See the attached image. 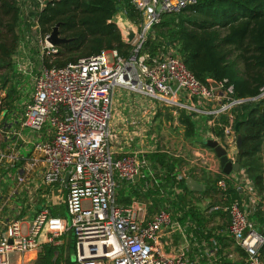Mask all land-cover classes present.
<instances>
[{
  "label": "built area",
  "instance_id": "2783aa9c",
  "mask_svg": "<svg viewBox=\"0 0 264 264\" xmlns=\"http://www.w3.org/2000/svg\"><path fill=\"white\" fill-rule=\"evenodd\" d=\"M30 1L41 9L52 0ZM131 3L142 20L137 24V35L127 57L108 50L62 67H47L44 61L52 63L57 47L47 41L49 34L34 38L39 66L33 72L28 100L16 104L21 110L19 127L32 132L47 128L51 138L33 144L34 156L22 161L16 170V181L19 185L24 183L28 174L41 165L46 186L60 184L67 189V221L43 209L26 236L21 234L19 222L12 221L0 236V264H10L11 254L21 256L36 250L42 233L46 235V243L56 244L69 230L74 238L77 264H191L182 252L165 254L162 250L160 237L172 223L168 210L157 209L151 219L144 220L135 205L123 206L116 201L118 183L131 182L140 176L148 161L139 154L115 157L109 149L114 91L123 89L140 94L153 104L152 111L158 105L183 109L198 124H201L198 119L205 117L209 128L207 131L202 126V132L205 130L208 139L217 140L226 150L228 160L234 163L237 152L234 125L230 123L223 128L222 138L214 137L209 129L221 114L242 103H264V86L252 98L235 99L232 86L220 83L218 89H213L200 83L174 48L162 47L155 55L142 52L149 32L162 14H178L194 6L196 0H131ZM13 61L18 74L25 71L27 59L21 53L16 52ZM4 97L5 91L0 93L1 135L6 134L8 116ZM5 159L6 155L0 153V161ZM11 159L19 162L18 157ZM216 171L214 197L219 205L210 209H221L227 214L228 238L245 254V264H264V223L259 230L250 220L258 210L264 217V193L256 190L241 167L228 175L220 168ZM185 179L184 172L178 170L174 184ZM230 187L238 190L240 198L228 200ZM172 191L180 192L176 186Z\"/></svg>",
  "mask_w": 264,
  "mask_h": 264
},
{
  "label": "trees",
  "instance_id": "16d2710c",
  "mask_svg": "<svg viewBox=\"0 0 264 264\" xmlns=\"http://www.w3.org/2000/svg\"><path fill=\"white\" fill-rule=\"evenodd\" d=\"M31 6L30 25L37 27V35L50 34L58 25L59 37L70 40L57 47L58 52L51 64L44 61L47 67H62L108 50L127 57L133 46L122 41L118 28L110 21L117 7L125 12L132 24H140L142 20L131 0H52L41 9L33 2ZM21 15L19 0H0V93L5 91L3 99L8 115L14 114L20 101L15 85L10 82L18 76L13 56L22 43L17 32L22 25ZM162 47L174 48L200 83L208 85L207 80L212 79L218 84L232 86V98H252L264 86V0H196L194 6L178 14H162L149 32L142 52L155 55ZM32 50L30 47L31 53ZM179 123L184 128L186 139L196 137L195 123L183 110L179 113ZM230 123L239 124L242 136L240 167L249 175L256 190L264 193V170L257 157L264 142V103L245 102L232 108L219 116L209 132L216 138H222L223 128ZM201 145L208 148L205 141ZM145 158L156 170L153 178H148L152 190L142 194L138 189L131 196L150 198V212L160 208L169 211L171 208L173 213H182L180 220L188 218L205 229L208 219L195 207L187 205V197L194 193L188 190L186 180L174 184L176 172L185 165L184 159L166 153H153ZM216 180L217 176L207 177L202 196L215 195ZM173 186L180 190L178 194L172 191ZM228 193L229 201L240 198L236 189L230 187ZM40 210L39 206L36 216ZM50 215L57 216L54 210H50ZM250 220L260 230L264 223L263 213L258 210ZM67 234V245H44L36 264H71L67 253L74 249V238L70 230ZM209 236L210 232L206 238Z\"/></svg>",
  "mask_w": 264,
  "mask_h": 264
},
{
  "label": "crops",
  "instance_id": "0c3cea01",
  "mask_svg": "<svg viewBox=\"0 0 264 264\" xmlns=\"http://www.w3.org/2000/svg\"><path fill=\"white\" fill-rule=\"evenodd\" d=\"M133 95L132 92L123 89L114 91L112 116L109 124L111 135L109 142L110 151L115 157H120L123 154H139L140 157H145L153 153H166L174 156L167 151L160 150L155 134L150 133L162 114V107L158 105L152 111L151 107L153 104L150 101L144 97L142 99L137 96L134 99ZM143 108H146L147 111ZM174 110L180 113V110L183 109L175 108ZM20 112V108H17L14 110V114L5 118L6 134H0V153L6 155V159L0 161V236L12 221L19 222L21 234L26 236L36 218L35 212H37L39 206L41 210L46 209L49 214L50 210H54L57 214L56 217L63 219L65 222L67 221L65 210L67 189L60 184L46 186L42 180L43 167L41 165L37 166V170L34 169L28 174L24 183L17 184L16 170L21 167L22 161L29 160L34 156L33 144L38 141H48L51 138L47 128H43L38 132L20 128ZM190 118L195 123L197 134L193 140L184 138L192 146L191 150L193 149L194 156L201 160L199 162L196 159H184V157L176 155L174 157L183 158L185 161V165L180 169L186 175L185 180L191 178L206 188L207 177L214 175L217 172L216 170L220 168L219 161L211 149L204 148L201 145L202 142H199L200 137L204 141L208 140V137L203 136L204 133L202 134V126L208 131L203 121H199L201 124H198L197 120H194L191 116ZM201 118L204 119L205 117ZM176 119L179 123V116ZM12 157H18L19 162H13ZM9 167L12 168L9 173L3 170ZM155 172L156 170L153 169L152 164L148 161L147 168L143 169L140 176L134 178L131 182H119L116 189L117 203L123 206L135 205L140 211V217L143 216L144 220L151 219L156 212L155 210L149 211L152 201L150 198H136L131 196V194L138 189L141 190L142 194L152 190V183L149 182L148 178H153L152 176L155 175ZM62 191L63 197L62 195L59 196ZM193 193L196 194V192ZM202 193L197 194L202 195ZM192 196L190 195L189 197ZM127 198H129V201H127ZM120 200L128 203L118 202ZM216 205H219L217 199L209 206L208 216L204 215L202 209L195 207L202 216L208 219L205 229L199 228L195 221L188 218L184 221L180 220L182 213L176 214L169 210L172 223L160 237V245L163 252L165 254L182 252L191 264H245V254L228 238L226 232L228 225L227 214L221 209L215 211L210 209V207ZM209 232L211 236L206 238ZM65 234L64 238L57 240L56 245H67L69 236L67 232ZM217 237L225 238V240L222 239L220 241ZM45 238V233L38 237L39 245L36 250L29 251L21 256L11 254L9 258L10 264H36L42 247L48 244ZM67 255L69 256V253ZM12 256H15V258L12 259ZM262 260H264V252L262 253Z\"/></svg>",
  "mask_w": 264,
  "mask_h": 264
},
{
  "label": "rangeland",
  "instance_id": "374dc122",
  "mask_svg": "<svg viewBox=\"0 0 264 264\" xmlns=\"http://www.w3.org/2000/svg\"><path fill=\"white\" fill-rule=\"evenodd\" d=\"M21 11H22V25L17 29L18 34L21 35V44L20 47L17 50V53H21L23 55V59H27V64L24 66V72L19 71L20 75L15 78L11 84L15 85L16 91L20 97L19 103L28 100L30 96V92L32 89V80H33V72L36 70V68L39 66V59H38V47L36 42H34V38L37 36V27L36 26H31V16L30 12L31 11V4L32 2L30 0H19ZM33 8V7H32ZM25 25V26H24ZM30 43V45H28ZM33 47L32 53L29 51V48ZM23 49L26 51V54H23ZM25 53V52H24ZM21 57V56H20ZM18 58V57H17ZM16 71V70H15ZM28 71V73H27ZM5 72H11L9 70H6ZM1 72V73H5ZM17 72V71H16ZM12 73V72H11ZM27 73V74H26ZM17 75V74H16ZM133 93V92H132ZM134 99H136V96L138 98L143 97L140 94L133 93ZM113 107V106H112ZM162 107V108H161ZM160 108L162 109V114L160 118L157 120L158 122L156 123L154 129L150 132L151 134H155L156 139H157V145L160 150L167 151L170 154H173L174 156H181L184 157V159H193V160H200L197 159L194 154H193V149L191 150L190 143L186 141L184 138V130L180 126V124L177 122L176 117L179 116L178 111H175V108H166L161 106ZM175 112V113H174ZM174 113V114H173ZM177 113V114H176ZM112 114V112H111ZM112 116V115H111ZM111 120V119H110ZM206 118L198 119V121H203L204 125L206 126ZM207 127V126H206ZM209 127H207L208 129ZM205 129V128H204ZM206 130V129H205ZM205 130L202 132L204 133L203 136H205ZM182 136V137H181ZM193 140V139H189ZM206 141V140H205ZM224 141V140H222ZM222 141L220 143H222ZM199 142H204V140L200 137ZM223 145L226 147L225 143ZM200 146V144H199ZM197 148V147H195ZM258 159L262 165V168L264 170V142L262 144L261 150L258 154ZM212 165V163H211ZM17 168V167H16ZM10 169H3L4 171H7L9 173ZM15 170V169H14ZM12 172H14L12 170ZM215 175V174H214ZM214 175H210L211 178H214ZM62 193L59 194L61 196ZM63 197V195H62ZM189 201V202H188ZM216 201L215 197L212 195L209 198H206L202 195L199 194H194L192 197H187V205L192 206V207H199L202 209V212L204 213L205 216H208L209 213V206L213 204V202ZM168 207V206H166ZM169 208V207H168ZM171 211V209H169ZM157 211V210H155ZM70 223V221H69ZM73 235V234H72ZM15 258V256H12V259ZM75 260V253L74 249L69 250V261Z\"/></svg>",
  "mask_w": 264,
  "mask_h": 264
},
{
  "label": "water",
  "instance_id": "95a60500",
  "mask_svg": "<svg viewBox=\"0 0 264 264\" xmlns=\"http://www.w3.org/2000/svg\"><path fill=\"white\" fill-rule=\"evenodd\" d=\"M116 14L112 17L111 21L118 28L122 41L127 44H132L137 35V25L132 24L125 16V12L120 8H116ZM47 41L55 47H58L62 44L68 43L70 40L59 37L58 34V25H56L51 33L49 34ZM207 84L213 88L218 89L219 84L212 79L207 80ZM234 132L236 133V156L235 162L232 163L228 160L226 150L219 144L217 140L208 139L205 141V145L211 149L216 158L219 161V167L223 174L228 175L231 172H238L241 166V156L243 153L242 149V136L239 134V124L236 123L234 125ZM68 179V175L65 176V180ZM187 188L190 192L202 193L205 189L201 183L196 182L191 178H187L186 180ZM71 264H77L75 260L70 261Z\"/></svg>",
  "mask_w": 264,
  "mask_h": 264
}]
</instances>
